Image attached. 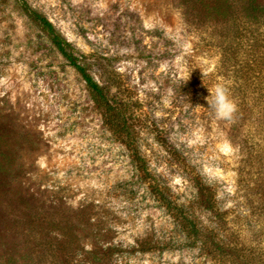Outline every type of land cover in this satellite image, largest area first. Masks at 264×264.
Wrapping results in <instances>:
<instances>
[{"label":"rangeland","instance_id":"374dc122","mask_svg":"<svg viewBox=\"0 0 264 264\" xmlns=\"http://www.w3.org/2000/svg\"><path fill=\"white\" fill-rule=\"evenodd\" d=\"M25 1L125 101L150 174L42 29L0 0V264H264V0ZM217 84L238 105L230 121L205 100ZM137 241L172 246L90 254Z\"/></svg>","mask_w":264,"mask_h":264},{"label":"trees","instance_id":"16d2710c","mask_svg":"<svg viewBox=\"0 0 264 264\" xmlns=\"http://www.w3.org/2000/svg\"><path fill=\"white\" fill-rule=\"evenodd\" d=\"M16 1L30 21L42 29L53 47L81 76L87 86L92 101L102 112L104 123L114 136L123 138V143L130 152L132 161L135 163L137 169L145 176L150 174L146 161L141 154L140 147L136 144V126L132 122V113L125 101L119 97V94L112 87L101 84L94 78L91 74L92 61L89 60V56L79 53L47 17L33 9L25 0ZM252 3H256V0H253ZM189 230L192 236H198L201 233L196 226H191V224H189ZM171 246V243L137 241L135 245L123 247L113 243L105 244L97 242L90 254L93 255L98 263H101L104 260H110L124 255L130 256L131 254L165 251L171 248Z\"/></svg>","mask_w":264,"mask_h":264},{"label":"clouds","instance_id":"9594fccd","mask_svg":"<svg viewBox=\"0 0 264 264\" xmlns=\"http://www.w3.org/2000/svg\"><path fill=\"white\" fill-rule=\"evenodd\" d=\"M208 90L210 96L205 97V100L215 117L220 120H232L238 112V105L232 98L230 89L226 85L217 84L214 89Z\"/></svg>","mask_w":264,"mask_h":264}]
</instances>
